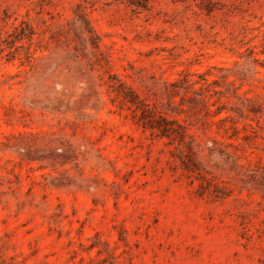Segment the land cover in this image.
Returning <instances> with one entry per match:
<instances>
[{
	"label": "rangeland",
	"instance_id": "obj_1",
	"mask_svg": "<svg viewBox=\"0 0 264 264\" xmlns=\"http://www.w3.org/2000/svg\"><path fill=\"white\" fill-rule=\"evenodd\" d=\"M0 264H264V0H0Z\"/></svg>",
	"mask_w": 264,
	"mask_h": 264
},
{
	"label": "trees",
	"instance_id": "obj_2",
	"mask_svg": "<svg viewBox=\"0 0 264 264\" xmlns=\"http://www.w3.org/2000/svg\"><path fill=\"white\" fill-rule=\"evenodd\" d=\"M131 4L138 7L146 8L148 6L149 0H128Z\"/></svg>",
	"mask_w": 264,
	"mask_h": 264
}]
</instances>
